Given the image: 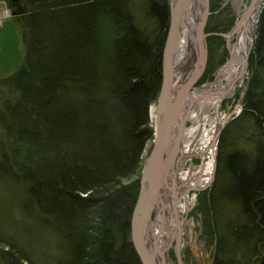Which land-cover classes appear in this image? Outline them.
I'll return each instance as SVG.
<instances>
[{
	"label": "trees",
	"instance_id": "1",
	"mask_svg": "<svg viewBox=\"0 0 264 264\" xmlns=\"http://www.w3.org/2000/svg\"><path fill=\"white\" fill-rule=\"evenodd\" d=\"M145 1L151 32L132 0H17L23 61L0 78V264H141L131 178L169 25V0ZM257 35L245 107L219 138L212 264H264V5Z\"/></svg>",
	"mask_w": 264,
	"mask_h": 264
},
{
	"label": "rangeland",
	"instance_id": "2",
	"mask_svg": "<svg viewBox=\"0 0 264 264\" xmlns=\"http://www.w3.org/2000/svg\"><path fill=\"white\" fill-rule=\"evenodd\" d=\"M172 1L173 0H169L168 2L169 24L170 3ZM252 1L255 2V0H209V15L204 29V43L207 51V61L202 75L189 90L184 104H188L189 96L193 94H201L207 90H211L217 83L220 84V87L218 86L219 88L217 93L213 92L211 98L213 101L219 98V103L216 108L212 107L208 115H201L196 122L193 121L192 117L187 119L183 118L184 125L181 131V136L183 138L185 135L188 139L185 143H181L179 141V143L183 145L182 150L178 153H183V157L180 156V165L182 166L181 172H187L191 168L198 169L203 163L208 162L209 159L211 160V157H213L215 161L214 168L208 176V182L205 183L204 188L190 189L187 192L188 209L187 212L182 214V217L180 218V226L183 227V233L181 236V258L183 264L213 263L215 236L212 230V217L208 203V194L215 179L220 135L225 126L229 122L236 119L243 112L246 104L249 81L255 71L253 52L257 45V33L264 0H260L259 2L257 20L255 22L253 33L254 41L251 49L245 57L246 62L244 72L241 76L235 78V73L226 75L224 73V68L230 64L232 59L231 46L236 43V35L233 32L242 20L246 12V8L253 5ZM132 3L138 25L147 32H151L155 23L152 19L146 18L144 11L146 1L132 0ZM22 11V5L20 2L18 3L17 0H15L14 7H10L5 1L0 0V78L14 73L23 61L24 46L21 38V30L16 23V17L21 15ZM168 29L169 25L165 35L164 47ZM190 69V66L189 68L187 67L186 70L182 72V75L188 74ZM257 72L259 73V76L264 79V71ZM175 75L178 77L177 73H175ZM230 79L236 80L229 83L228 81ZM194 111V109L190 108L188 110V115ZM154 112H156V100L149 106L148 109V121L149 128L151 130V138L143 146V151L140 156V169L136 175L131 178V180H135L138 177L139 190L141 173L153 147L155 136ZM175 160L177 161L178 158H175ZM172 167L170 168V171L172 170ZM167 189L168 188L166 186L162 187V190ZM160 196L162 200L164 193L161 192ZM183 203L184 200L180 199L176 202L175 206L180 208ZM17 215V212H15L16 218L18 217ZM155 217L156 210L152 211L150 221H154ZM174 232L177 233L176 228L174 229ZM47 241L51 244L53 239L49 237ZM175 246L176 240L172 242V245L167 251L168 264H177ZM50 252L52 253V250H50ZM39 253L40 251L38 254Z\"/></svg>",
	"mask_w": 264,
	"mask_h": 264
},
{
	"label": "water",
	"instance_id": "3",
	"mask_svg": "<svg viewBox=\"0 0 264 264\" xmlns=\"http://www.w3.org/2000/svg\"><path fill=\"white\" fill-rule=\"evenodd\" d=\"M191 1L173 0L170 3V24L162 57V83L156 98L155 136L153 147L141 173L140 190L131 218V240L141 264H157L154 258L155 250H151L145 240L146 230L151 223L152 211H155L157 206H162L161 190L163 186L167 185L168 172L178 153L184 124V119L181 116L184 102L189 90L202 75L207 61L204 29L209 15V0H200L202 10L195 32L198 67L188 77L182 75V86L178 89L177 94L173 95L174 88L180 80L175 75L174 53L179 41L181 20L185 8ZM176 220L175 257L177 264H183L180 224L178 219ZM161 264L165 263L161 262Z\"/></svg>",
	"mask_w": 264,
	"mask_h": 264
},
{
	"label": "bare ground",
	"instance_id": "4",
	"mask_svg": "<svg viewBox=\"0 0 264 264\" xmlns=\"http://www.w3.org/2000/svg\"><path fill=\"white\" fill-rule=\"evenodd\" d=\"M260 0H255L251 7L246 8V12L240 21L238 27L234 30L236 35V43L231 46L232 59L230 64L224 68V73L230 75L235 73V78L242 75L245 69L246 55L251 49L253 44V33L255 28V22L257 20V11L259 9ZM202 5L200 0H192L185 8L183 18L180 24V37L176 51L174 53V68L179 79V83L175 86L173 95H176L178 89L181 85L182 72L186 70L189 66L191 67L188 77L193 71L198 67L197 64V47L195 40V32L199 24L201 15ZM232 36V35H231ZM236 80V79H234ZM234 80H229L232 83ZM183 81V79H182ZM220 84L217 83L216 86L212 87L211 90H207L201 94H193L189 96L188 104H184L181 116L185 119L192 117L193 121L196 122L201 117V115H208L210 110L216 108L219 103V98L217 100H212L211 96L213 92L217 93ZM210 96V97H209ZM207 97V98H206ZM194 109L195 111L188 115L189 109ZM156 118V112H154V119ZM184 125V124H183ZM182 131V130H181ZM182 135V133H181ZM180 135V136H181ZM181 143H185L188 139L185 135L180 137ZM182 145H178V152L182 150ZM176 154L174 159V165L172 170L168 172L166 187L169 189L162 190L164 193L162 196V206L156 208V217L154 221L148 225L146 230L145 240L147 246L151 250H155L154 258L157 264L161 262L168 264L167 251L172 245V242L176 240L177 233L174 229H177L176 219H178L180 224V218L182 214L187 212L188 209V198L187 192L190 189H201L204 188L205 183L208 182V176L214 168V159L211 157L208 162L203 163L198 169L191 168L187 172H181L182 166L180 165V156L183 157V153ZM213 156V155H212ZM180 199L184 200V203L180 208L175 206L176 202ZM181 225V224H180ZM180 234L182 236L183 227L180 226Z\"/></svg>",
	"mask_w": 264,
	"mask_h": 264
},
{
	"label": "built area",
	"instance_id": "5",
	"mask_svg": "<svg viewBox=\"0 0 264 264\" xmlns=\"http://www.w3.org/2000/svg\"><path fill=\"white\" fill-rule=\"evenodd\" d=\"M214 155V154H213Z\"/></svg>",
	"mask_w": 264,
	"mask_h": 264
}]
</instances>
